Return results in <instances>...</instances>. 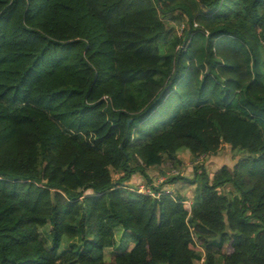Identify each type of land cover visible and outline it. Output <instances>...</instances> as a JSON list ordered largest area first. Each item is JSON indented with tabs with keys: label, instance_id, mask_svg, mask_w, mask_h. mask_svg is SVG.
I'll return each mask as SVG.
<instances>
[{
	"label": "trees",
	"instance_id": "trees-1",
	"mask_svg": "<svg viewBox=\"0 0 264 264\" xmlns=\"http://www.w3.org/2000/svg\"><path fill=\"white\" fill-rule=\"evenodd\" d=\"M202 257L264 264V0H0V264Z\"/></svg>",
	"mask_w": 264,
	"mask_h": 264
},
{
	"label": "rangeland",
	"instance_id": "rangeland-1",
	"mask_svg": "<svg viewBox=\"0 0 264 264\" xmlns=\"http://www.w3.org/2000/svg\"><path fill=\"white\" fill-rule=\"evenodd\" d=\"M171 23H168V25H171ZM177 33L181 34V28L177 27ZM178 153H179L180 156H184L185 153H187L188 155H192L191 151L187 147L180 148L178 150ZM242 154L243 153L241 151L233 150V149L230 148V146H225L224 145L223 148L220 150V152L217 155L205 156L200 162H201V164H206V166H207V168L209 170V173L212 175L213 172H214V169L217 166H219L220 164H222V162H229L230 163V162H232V160H234L235 158H238ZM189 162H191V161H189ZM187 165L190 166L189 169H188V166H187V169H188L189 173H188V171L186 169V171H187L186 172L187 174H186L184 172V168L183 167L181 169L180 168L179 169H180V172L183 175L191 177L194 174L193 167H192L194 164L193 163H189ZM114 176L117 177V175L115 173H114ZM175 188L176 189L179 188L184 193L187 190L195 191V189H193V187H188V186H185L184 184H183V186H178V187L176 186ZM41 234H42V238H43L46 246L50 249L51 248V238H50L47 226L41 228ZM69 242H70L69 239H65L64 240L61 249H59L56 252L57 256L62 255L66 250L69 249ZM132 244H133L132 233L130 231L123 230L122 228H118L116 230V246L113 247V248L107 249L106 256L109 257V256H111V254L123 253V252H125L127 250H130V248H132ZM196 264H201V262H196Z\"/></svg>",
	"mask_w": 264,
	"mask_h": 264
},
{
	"label": "crops",
	"instance_id": "crops-1",
	"mask_svg": "<svg viewBox=\"0 0 264 264\" xmlns=\"http://www.w3.org/2000/svg\"><path fill=\"white\" fill-rule=\"evenodd\" d=\"M179 154V153H178ZM179 157L181 158V160H182V166H181V168L183 167L184 168V172L186 173L187 171H188V169L190 168V166H188L187 164H189V163H193V164H195V162L193 161V156L192 155H188L187 153H185L184 154V156H180L179 155ZM190 159V160H189ZM212 160V159H211ZM189 161H191V162H189ZM187 163V164H186ZM187 166H188V169H187ZM167 166H152L151 168H149V170H148V172H149V174L151 175V176H153L154 177V182L156 183V179H157V176H158V174H159V172L161 171V170H166L167 168H166ZM193 167V169H194V165L192 166ZM186 169H187V171H186ZM215 170V169H214ZM188 173H189V171H188ZM187 174V173H186ZM184 176H186V175H184ZM186 177H188V176H186ZM192 177V176H191ZM190 177V178H191ZM142 183V178L141 177H138L137 179L135 178L133 181H132V186H136V185H138L139 183ZM140 183V184H141ZM163 184V183H162ZM162 184H160V185H162ZM183 184L185 185V186H188V187H193V189H195V187H194V185H190V184H188V183H184V182H182V181H178V182H176L175 184H163V185H165V186H162V188H166V189H168V190H179L180 192H183L182 190H180L179 188L178 189H176L175 187L177 186H183ZM196 192V190L195 191H190V190H187V191H185V193L183 192L182 194L186 197V199L187 200H190L191 201V206L193 205V204H195L196 202H197V193H195ZM191 209V208H190ZM124 230V229H123ZM132 246H133V244H132ZM203 261H204V257H202L199 261H197V262H201V264H203Z\"/></svg>",
	"mask_w": 264,
	"mask_h": 264
},
{
	"label": "built area",
	"instance_id": "built-area-1",
	"mask_svg": "<svg viewBox=\"0 0 264 264\" xmlns=\"http://www.w3.org/2000/svg\"><path fill=\"white\" fill-rule=\"evenodd\" d=\"M203 158L204 157H201L200 159L202 160ZM179 173H180V170H178L176 168L167 170L166 173H164V174L160 175L159 177H157L156 183L154 182L153 185L154 186H159L160 184L166 182L171 176L178 175ZM137 188H138L139 192L150 194V195L155 196V197H157L160 194H162V191L155 192L152 189L151 186H148V185H146L144 183L138 184ZM165 191L169 192L170 190L166 189ZM184 203H185V206L187 208H189V209L191 208V201L190 200H186Z\"/></svg>",
	"mask_w": 264,
	"mask_h": 264
}]
</instances>
